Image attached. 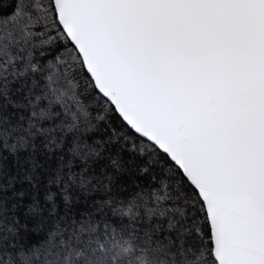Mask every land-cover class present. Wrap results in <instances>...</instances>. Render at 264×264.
Returning <instances> with one entry per match:
<instances>
[{
  "label": "snow or ice",
  "instance_id": "obj_1",
  "mask_svg": "<svg viewBox=\"0 0 264 264\" xmlns=\"http://www.w3.org/2000/svg\"><path fill=\"white\" fill-rule=\"evenodd\" d=\"M0 13V264H264V0Z\"/></svg>",
  "mask_w": 264,
  "mask_h": 264
},
{
  "label": "trees",
  "instance_id": "obj_2",
  "mask_svg": "<svg viewBox=\"0 0 264 264\" xmlns=\"http://www.w3.org/2000/svg\"><path fill=\"white\" fill-rule=\"evenodd\" d=\"M0 14H8V13H0Z\"/></svg>",
  "mask_w": 264,
  "mask_h": 264
}]
</instances>
